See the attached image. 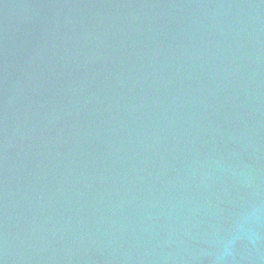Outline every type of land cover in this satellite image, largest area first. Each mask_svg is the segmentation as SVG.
Masks as SVG:
<instances>
[{
  "label": "water",
  "instance_id": "obj_1",
  "mask_svg": "<svg viewBox=\"0 0 264 264\" xmlns=\"http://www.w3.org/2000/svg\"><path fill=\"white\" fill-rule=\"evenodd\" d=\"M0 264H264V0H0Z\"/></svg>",
  "mask_w": 264,
  "mask_h": 264
}]
</instances>
